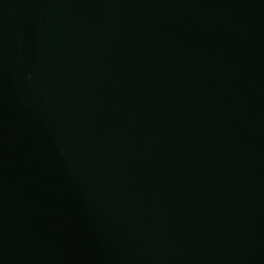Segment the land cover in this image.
<instances>
[{
	"label": "water",
	"instance_id": "1",
	"mask_svg": "<svg viewBox=\"0 0 264 264\" xmlns=\"http://www.w3.org/2000/svg\"><path fill=\"white\" fill-rule=\"evenodd\" d=\"M0 264H264V0H0Z\"/></svg>",
	"mask_w": 264,
	"mask_h": 264
}]
</instances>
